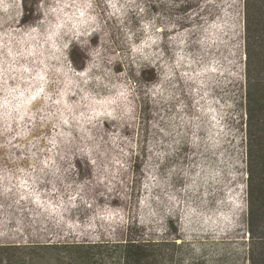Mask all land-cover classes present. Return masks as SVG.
Wrapping results in <instances>:
<instances>
[{
  "label": "rangeland",
  "instance_id": "rangeland-1",
  "mask_svg": "<svg viewBox=\"0 0 264 264\" xmlns=\"http://www.w3.org/2000/svg\"><path fill=\"white\" fill-rule=\"evenodd\" d=\"M243 0H0V264H249Z\"/></svg>",
  "mask_w": 264,
  "mask_h": 264
},
{
  "label": "trees",
  "instance_id": "trees-1",
  "mask_svg": "<svg viewBox=\"0 0 264 264\" xmlns=\"http://www.w3.org/2000/svg\"><path fill=\"white\" fill-rule=\"evenodd\" d=\"M249 264H264V0H243ZM124 264H152L147 242L123 243Z\"/></svg>",
  "mask_w": 264,
  "mask_h": 264
}]
</instances>
